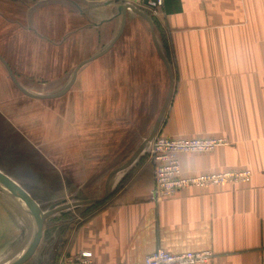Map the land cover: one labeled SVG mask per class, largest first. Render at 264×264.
Wrapping results in <instances>:
<instances>
[{
	"label": "crops",
	"instance_id": "1",
	"mask_svg": "<svg viewBox=\"0 0 264 264\" xmlns=\"http://www.w3.org/2000/svg\"><path fill=\"white\" fill-rule=\"evenodd\" d=\"M123 5L84 0H0V57L26 91L50 95L30 89L20 79H54L57 72L62 74L72 59L71 44L79 41L87 28L95 31L90 33L95 52L83 61L99 54L119 31V9ZM133 8L142 13L150 11L144 0ZM130 14L146 22L127 9L124 29ZM152 17L156 40L173 69L174 80L158 133L173 139L227 140L226 145L208 153L180 155L182 175L249 170L251 180L248 184L190 188L155 200L153 165L143 151L130 167L110 180L105 201L71 208L86 209L66 237L58 241L54 231H47L43 223L34 254L46 236L50 244L55 238L58 258L87 251L95 264H140L158 249L174 255L210 251L213 258L207 264H264V0H162ZM116 22L115 35L96 51L97 36L102 40ZM124 29L105 54L81 68L103 64L102 59L120 41ZM156 58L166 72L157 54ZM81 68L70 87L71 122L65 118V104L60 103L54 112L55 122L48 123L47 115L41 117L42 112L47 113L42 111L41 102L53 99L25 96L0 61V171L38 205L37 195L67 194L63 164L90 163L89 149L85 162L77 154L85 151V143L89 147L90 141H97V133L107 137L110 130L114 141L128 142L126 126L101 129L97 123L101 115L103 119L108 117L107 109L113 99L115 103L117 94H109L107 79H77ZM167 82L168 92L169 78ZM123 93H118L120 111L128 104L127 98L122 101ZM152 127L145 138L142 129L136 133L138 146ZM122 131L124 136H113ZM93 162L91 159V169ZM89 171L77 167L73 178L80 184L89 183L93 177ZM94 205L97 208L91 209ZM67 211L56 214L64 217ZM23 219L31 231L27 242L20 240L16 248L17 237L21 236L16 234L17 226H26ZM53 223L50 227H58L63 221ZM32 236L30 215L17 198L0 188V264H11L19 258ZM47 245H42L41 250L46 252L39 264H50L47 253L52 245Z\"/></svg>",
	"mask_w": 264,
	"mask_h": 264
},
{
	"label": "rangeland",
	"instance_id": "2",
	"mask_svg": "<svg viewBox=\"0 0 264 264\" xmlns=\"http://www.w3.org/2000/svg\"><path fill=\"white\" fill-rule=\"evenodd\" d=\"M145 12V14H147L152 20L153 17L150 11ZM128 17L129 19L120 41L116 46H114V48L110 50L109 54L102 59L103 64H98L97 68L85 66L80 69L77 76V79H85V81H87L86 79H107L110 91L109 94L112 93V97L117 94L115 99L116 101L114 103L113 99L112 107L107 109L108 117L103 119L105 116L101 115L99 122L97 121V123H99L98 125L101 129H120V127L123 128L126 126L128 129V142L123 141V139L122 141H119L118 139L114 141L113 138H110V130H108L107 137L100 136L97 133V141L95 143L90 141L89 147L87 146V143H85V151L83 152L80 150V152L77 154L78 156L80 155L81 158H85V160H82L85 162L87 160V149H89L88 152L90 163L85 165L80 163L81 165H78L65 161L63 164L65 174L64 187L67 194H43L34 197L37 199V202L44 211L48 210L50 206L61 202L63 199L68 203H72L100 198L103 194L104 181L107 173L111 169L123 164L133 154L138 146V137L136 133L142 129L144 133L143 137L145 138L147 136L156 118V115L162 106L167 92L168 78L162 64L156 58V54L151 43L149 27L146 22L135 16H132L131 14ZM118 24L119 23L116 22L110 33L104 35L102 40L100 39V36H97V41L95 42L96 51L108 44L110 39L117 32ZM101 31L103 32L104 30ZM81 33L82 35L79 37V41L73 42L71 44L73 48L72 59L66 63L67 65L69 64V66L65 67L64 71H62V74L61 71L57 72L58 77L54 79H46L44 76H39L35 79H20L22 83L26 84L30 89L36 92L53 94L60 91L70 80V75L72 74L75 66L79 62L90 57L93 52H95V50L91 49V40L93 37L90 35V33L94 34L95 31L92 30V28H87L85 32ZM97 35L99 34L97 33ZM83 86L86 87L87 84L85 83ZM120 90L121 92H124L122 101H126V98L128 101L127 109H124L122 106L121 111L118 107V93H120ZM72 91L73 90L71 88L64 96L60 98L41 102L43 107L42 111H47V113L42 112L41 117L44 118L47 115V122L54 123L56 117L54 112L56 111L57 106L61 105L60 103H64V112H66L65 118L71 122L72 115L70 108L73 96ZM101 113H103V110ZM101 131L104 133V130ZM120 135L124 136V132L122 131V133L118 132L117 134H113L114 137H120ZM54 143V141L52 144L50 142V147L51 145L54 147ZM126 143H128L127 147L124 146ZM144 151L147 153L148 147H146ZM72 155H74V153ZM91 159L94 161L92 163L94 164L93 169H91ZM58 167H60L59 164ZM77 167H85L88 171L90 169V177L92 174L93 177L90 178L89 183L85 182L80 184L77 179L73 178L75 172H77ZM122 173L118 174L117 177L122 175ZM95 208H97V206L94 205L91 209ZM83 209H86L85 206H80L77 209H70L66 212L64 217L60 214L51 216L44 222V224L47 226V231H54L55 237L58 239V241L63 237H66L68 232L72 230V226H75L79 220L83 218ZM19 221L20 220L18 219V222ZM23 221H25V219H23ZM57 221H63V224H60L58 227H50V225L54 224L53 222L56 223ZM25 224L26 226L17 224L18 226L16 234L18 235V233H20L21 236L17 237L16 248H18L19 243L21 242L20 240H23V243H25L29 238V232L31 229L27 221H25ZM48 242L49 240H47L46 236H44L40 243L41 247L39 250H37L38 252H36L34 256L25 264H39L38 262L41 259V255L46 252L45 250H41V248L43 246L47 247V244H49V246L52 245L49 248L52 249L47 253L50 264H57L59 260V250L55 251V238L52 244ZM24 247H22L17 252V255L19 252H22Z\"/></svg>",
	"mask_w": 264,
	"mask_h": 264
},
{
	"label": "built area",
	"instance_id": "3",
	"mask_svg": "<svg viewBox=\"0 0 264 264\" xmlns=\"http://www.w3.org/2000/svg\"><path fill=\"white\" fill-rule=\"evenodd\" d=\"M87 2H115L137 7L143 0H84ZM149 9L156 13L162 0L151 2ZM224 138L173 139L157 132L149 143L147 156L153 165V189L155 200H161L190 188L221 187L226 185L248 184L252 173L249 170H227L201 175L183 176L180 169V155L208 153L216 147L226 145ZM213 258L210 251L170 254L161 249L147 255L140 264H207ZM57 264H95L92 254L82 251L76 255H62Z\"/></svg>",
	"mask_w": 264,
	"mask_h": 264
},
{
	"label": "water",
	"instance_id": "4",
	"mask_svg": "<svg viewBox=\"0 0 264 264\" xmlns=\"http://www.w3.org/2000/svg\"><path fill=\"white\" fill-rule=\"evenodd\" d=\"M151 2H155V0H151ZM144 3L147 6H150L148 3V0H144ZM127 9H130L131 11H133V13H135L136 15H138L139 17L144 19L147 22V24L149 25L152 44L154 46L156 54L158 55L159 59L163 63V65L166 69V72L168 74V78H169L168 92H167L165 100L162 104V107L158 113V116L155 120V123L152 127V130H151L150 134L148 135V137L145 140H143L142 143L138 146V148L133 152V154L130 156V158L125 163H123L119 167L113 169L108 174L106 181H105L104 194H103L102 198H100L98 200H88V201L73 202V203H66L63 201L61 203H56V204L50 206L49 209L46 211H42L40 209L39 205L36 203V201L22 187H20L16 182L11 180L8 176H6L5 174H3L0 171V185L4 189H6V191L10 195L21 200V202L26 206L27 212L30 215L32 225H33V236H32L31 242L29 243V245L26 248V250L24 251V253L16 261L12 262L11 264H24L26 261H28L32 257V255L34 254V252H35V250H36V248L40 242V239L42 236L43 223L47 218H49L50 216H52L56 213H60V212L62 213L63 211L69 210V209L76 207V206H79V205L101 203L107 199L108 193H109L110 180L117 173H119V172L127 169L128 167H130L138 159V157L143 153V151L145 150L147 145L156 136V134L159 130L162 118H163L165 111H166V108L168 106V103L170 101L174 80H173V74H172L171 67H170L169 63L167 62V60L165 59L164 55L162 54V52L159 48L158 42H157L156 37H155L154 27H153V23H152L151 19L149 18V16L147 14L142 13L140 11H137L133 7L126 6V5L121 6L119 9L121 12V25H120L119 31L117 32V34L115 35V37L113 38L111 43L103 51H101L99 54H97L94 57L89 58V59L81 62L79 65H77V67L72 72L71 79L69 80V82L57 93L50 94V95H35L33 93L26 91L23 87H21L19 85L17 80L14 78L10 68L7 66L5 61L0 57V61L4 65L12 83L25 96H27L29 98H33V99H55V98H59L69 91L70 87L72 86V84L75 80V75H76L77 71L79 70V68H81L83 65H85L89 62H92L93 60H95L98 57L105 54L113 46V44L117 41V39L121 35V33L124 29V26H125V11Z\"/></svg>",
	"mask_w": 264,
	"mask_h": 264
},
{
	"label": "bare ground",
	"instance_id": "5",
	"mask_svg": "<svg viewBox=\"0 0 264 264\" xmlns=\"http://www.w3.org/2000/svg\"><path fill=\"white\" fill-rule=\"evenodd\" d=\"M0 188L1 189H3L6 193H7V191H6V189H4L1 185H0ZM22 205H23V207L25 208V211L27 212V208H26V206L21 202V200H19V199H17ZM20 257V256H19ZM16 259H18V258H16ZM16 259H15V261H16ZM12 263V262H11Z\"/></svg>",
	"mask_w": 264,
	"mask_h": 264
}]
</instances>
